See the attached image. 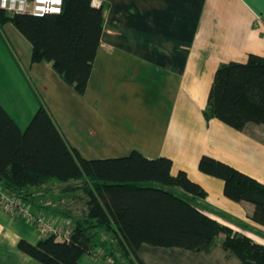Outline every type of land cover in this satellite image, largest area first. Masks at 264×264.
I'll return each mask as SVG.
<instances>
[{"label":"crops","instance_id":"crops-1","mask_svg":"<svg viewBox=\"0 0 264 264\" xmlns=\"http://www.w3.org/2000/svg\"><path fill=\"white\" fill-rule=\"evenodd\" d=\"M104 26L88 87L78 94L47 61L33 62L31 42L11 22L0 32V104L25 130L44 102L67 142L86 159L139 151L168 157L207 192L198 205L220 223L264 244L254 205L224 195V181L199 170L203 155L222 160L264 184V126L235 130L206 119L214 75L222 63L264 57V0H104ZM51 181L31 189L34 212L74 226L86 213L82 190ZM62 199L73 200L59 205ZM57 207V209H56ZM46 236L0 207V264H42L20 250ZM102 238L109 237L104 235ZM210 253L143 244L144 264H240L221 246ZM79 264H113L85 253Z\"/></svg>","mask_w":264,"mask_h":264},{"label":"trees","instance_id":"trees-1","mask_svg":"<svg viewBox=\"0 0 264 264\" xmlns=\"http://www.w3.org/2000/svg\"><path fill=\"white\" fill-rule=\"evenodd\" d=\"M7 22L31 42L33 62L51 63L78 94L86 93L103 7L64 0L61 13L42 17L0 8V32ZM204 115L238 131L250 123L264 126V57L251 54L245 63L220 64ZM172 166L168 157L149 159L136 150L121 158L86 159L67 142L44 102L25 130L0 104V188L31 204V189L56 181L67 184L62 192L82 190L87 199V213L75 221L70 241L49 235L37 244L19 242L20 250L42 264H79L85 253L113 264H144L138 255L143 244L208 254L220 235L222 248L240 264H264V244L207 215L198 205L207 197L205 189L185 171L173 174ZM198 166L224 181L226 197L252 203L251 219L264 226L263 183L209 155Z\"/></svg>","mask_w":264,"mask_h":264},{"label":"built area","instance_id":"built-area-1","mask_svg":"<svg viewBox=\"0 0 264 264\" xmlns=\"http://www.w3.org/2000/svg\"><path fill=\"white\" fill-rule=\"evenodd\" d=\"M64 0H0V8L10 15L28 14L42 17L46 14H59ZM93 6L104 7V0H92ZM0 207L36 225L45 236L53 235L58 240L70 241L71 228H65L55 219L34 212L31 204L18 196L9 195L0 188Z\"/></svg>","mask_w":264,"mask_h":264},{"label":"rangeland","instance_id":"rangeland-1","mask_svg":"<svg viewBox=\"0 0 264 264\" xmlns=\"http://www.w3.org/2000/svg\"><path fill=\"white\" fill-rule=\"evenodd\" d=\"M73 202V200H67V199H62L61 201H59L58 203H59V205H68L69 203H72ZM56 209H57V207H56ZM73 226H67V227H65V228H67V229H70V228H72ZM102 241L103 242H107L108 240H107V238L105 239V238H102ZM97 252L98 253H101L102 251H101V248H99V250H97Z\"/></svg>","mask_w":264,"mask_h":264}]
</instances>
